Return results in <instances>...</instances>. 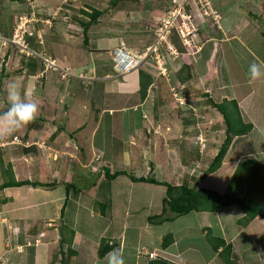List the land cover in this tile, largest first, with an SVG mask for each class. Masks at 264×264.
I'll return each mask as SVG.
<instances>
[{
    "label": "rangeland",
    "instance_id": "obj_1",
    "mask_svg": "<svg viewBox=\"0 0 264 264\" xmlns=\"http://www.w3.org/2000/svg\"><path fill=\"white\" fill-rule=\"evenodd\" d=\"M177 1L182 3L184 0ZM66 2L67 0H0V36L14 39L18 34L31 51L27 54L19 52V47L0 44V50L3 49L0 59V112L9 108L7 86L10 83L19 86L22 100L35 102L39 106L36 118L15 132L9 133L6 126L0 123V147L17 140L29 145L27 137L31 140L36 137L47 142L41 147L45 151V147L50 144V133L56 131L57 134H62L57 141V149L52 151L54 156L51 160L56 162L54 167H50L48 156V160L42 158L43 155L38 157V152L33 150L29 155L40 158L38 165L33 164L32 159L22 158L21 154H26L22 149L24 145L7 150V156L0 152V186L4 182L2 169L4 165H8L6 159L8 156H15L14 171L18 173L16 180L29 178L49 182L56 177L60 181L72 179L71 182L74 181L77 185L90 180L92 189L76 199L80 206H84L83 209L76 204L68 205V219L65 220L60 213L57 214L64 204V201H60L61 196H65L63 185L48 191L32 186L12 187L10 190L14 191L15 196L9 199L4 196L8 189L0 190V211L4 210L8 214L7 222L0 221V264L32 262V250L23 254L19 252L18 244H29L31 249H37L40 255L36 264H52L59 247L60 228L64 225L75 231L73 248L76 250L79 246L75 245L83 243L80 240L84 237L82 234H87L85 238L88 239L95 238L101 231V223L90 220L91 213L96 220L100 216V208L98 204H94L96 199L107 205L106 215L110 223H107L108 229L104 237L109 244H114L111 242V237H114L112 231L114 233V229L118 227L113 217L120 226L127 219V223H135V227L130 225L126 229L129 240L126 254L139 242L137 249L140 248V251L137 250V253L139 257L141 255L142 263L161 258L174 263L180 262L178 264H223L205 239L202 231L204 227H209L214 236H225L227 240L242 234L254 239H264V219L256 220L249 231L238 230L236 221L241 213L236 206H230L221 208L216 213L191 212L179 216L173 222H166L164 236L171 232L174 237L182 239L179 244L171 243L164 249L163 238L159 239L160 232H157L161 227L154 228L156 232L149 229L148 232L144 231L140 240L130 232L145 224L149 216L162 213L163 200L167 196L166 187L136 184L127 176H121L113 184L116 185L113 188L116 190L114 200L107 188L103 187L106 181L105 167L112 172L127 170L138 176H147L152 175L151 162L154 163L157 179L173 184H195V179L200 178L202 173L199 167L210 164L215 156L213 154L221 147L226 132L223 116L212 106L206 93L216 101H223L225 98L241 99L239 104L242 113L246 121H252L247 110L250 98L253 97L255 102L264 100V75L256 80L250 79L248 75L252 63L264 65V0H216L215 7L221 12L219 16H222L218 24L221 32L213 28L216 19L213 24L207 16L200 14L196 9L199 0L194 1L198 34L192 35L188 42L191 47H188L175 32L178 43L184 47L181 51L171 39L179 55L171 54L164 44L160 48L161 62L154 54L150 57L149 67H157L159 71L147 89V96L152 98L149 107L146 105L141 109L136 106L142 99L140 93L128 94L118 88L119 82L126 81L124 88L130 90L137 75L141 76L140 71L136 70L134 76L125 75L135 68L121 74L114 61L115 49L119 47L135 53L147 48L150 44L148 42L156 37L161 22L174 6L172 0L124 1L118 4V8L110 6L111 0H73L68 5ZM85 7L104 11L99 18L101 24L90 28L88 45H85L82 27L73 23L75 17L88 19L79 12V9ZM224 19H227L225 23ZM120 33L126 34L129 42L133 41V47L118 41ZM143 34L146 37H136ZM225 39L229 42H223ZM7 50H10L9 55H5ZM168 54L176 61L172 62ZM32 57L41 60L47 58L53 65L46 66L35 77L17 74L21 68L30 70L28 61ZM184 63H188L190 71L184 72L182 77L191 75L192 78L182 83L178 73ZM243 143L241 141L234 145L238 144L234 148V151L239 150L238 160L261 152L260 144L255 142L252 148L256 151L247 148L248 146L240 150ZM199 147L202 150L200 154L205 156L202 161L197 158ZM0 149L4 150L5 147ZM257 160L264 163V154ZM82 165L89 178L80 171ZM88 169L92 172L101 170L100 177L94 178L93 173L88 175ZM216 175L198 186L215 190L220 183L226 185L233 174L228 172ZM216 191L221 193L218 189ZM56 196L59 201L55 202L53 199ZM58 203H62L59 211L56 208ZM132 205L138 209L132 214V218H126L125 208L130 209ZM50 215L54 216L55 223L44 220ZM171 215L170 211L165 214L166 217ZM77 217L81 219L80 222L79 219L77 222L74 220ZM105 219L103 221L106 222ZM98 221L101 222L100 219ZM53 223L54 226L50 227ZM14 232L17 240L15 235L12 236ZM39 232L40 237H43L41 240L31 238L26 242L30 236ZM117 237L118 235L115 240ZM16 242L17 245H14ZM47 243L50 248L46 250L44 246ZM94 244L91 248L95 246L97 249L99 243ZM256 244L259 252L254 264H264V242ZM83 245H90V241L85 240ZM12 249L15 251L14 255L11 253ZM149 252H154L156 257H149ZM123 258L125 264L131 263L127 255ZM71 259L70 264L85 262L83 254ZM249 261L253 262V259Z\"/></svg>",
    "mask_w": 264,
    "mask_h": 264
},
{
    "label": "trees",
    "instance_id": "obj_2",
    "mask_svg": "<svg viewBox=\"0 0 264 264\" xmlns=\"http://www.w3.org/2000/svg\"><path fill=\"white\" fill-rule=\"evenodd\" d=\"M12 1L21 2L23 0H12ZM124 1H140V0H111L110 6L113 8H118L119 6L118 4ZM71 3L72 1L68 0L66 2V5ZM172 4L175 6L174 0H172ZM79 12L85 15L86 17H88V19L84 20L79 17H75L73 23L76 25H80V27H82L81 31L84 37L85 45H88L90 40L89 37L90 28L92 26H95V24L96 25L101 24L99 18L103 16L104 11L95 7L93 8L85 7L79 9ZM210 29L212 30L213 28L210 27ZM175 32L177 33L176 29L173 28L170 34V39L175 41V43L177 44V48L181 49L182 51L184 47L182 44L178 43V37L176 36ZM136 37L139 38L146 36L145 34H143L140 36L136 35ZM119 38L123 42V44L128 43L129 45H132L131 43L133 41L129 42L126 34L124 35L123 33L122 34L120 33ZM156 39L157 36L153 39H150L151 40L150 42L147 41L148 44L150 43L148 47L155 44ZM145 49L146 47L144 49H140L135 53L143 52ZM9 53L10 50L7 51L5 55H9ZM169 56L170 55L168 54V58L172 60V62L176 61L174 59H171V57ZM0 59H1V50H0ZM149 61L150 59H147L142 65L135 68L139 70L141 74V88L139 89V93L141 94L142 100L146 98L147 89L151 86L153 77H155L157 75V71H159L157 67L155 68L149 67V63H148ZM28 64L30 70H26L27 68L25 70L21 68L18 70L17 74L22 73L27 77H35L38 73L43 72L46 67V63L38 57L30 58ZM189 71H190V66L188 65V63H184V65L180 68L178 73V75L180 76L179 80L182 83L185 82L186 79L192 78L191 75H189L187 78L182 77L184 72H189ZM205 95L210 99L212 106H214L217 109V111L223 116L226 124V132L223 143L219 148L218 152L212 158L210 164L209 165L204 164L203 167L202 166L199 167L202 173L200 178L195 179V184L190 185L187 182L182 184H173L166 180L163 181L157 179L155 177V172H154V163L151 162L150 173L152 175L149 174L147 176L145 175L138 176L127 170H116L115 172H112L110 168L105 167L104 177L106 181L104 182L103 187L107 188V192L111 194L113 198L115 193V189H113L115 185L113 184L121 176H127L132 183H136V184L147 183L158 186L164 185L166 187V194H167L166 198H164L163 200L164 208L161 214L149 216L148 221L151 224L161 225L166 222L173 221L179 216H183L191 212L216 213L221 208L236 206L242 213V217L239 218L237 221L238 230L242 231L245 230L255 219L257 218L264 219V163L252 157H244L238 160L237 166L233 172V175L230 178L228 189L224 193H219L218 191L211 188L199 187L198 185L209 175L214 174L218 170H220L226 158L230 157L231 154H229V152L238 145L237 144L236 146H234L237 142L240 143L241 141H243L246 144V146H248V148L249 147L252 148L253 143L255 142L258 145L260 144L259 150L263 151L264 136L261 134L259 130H257L255 125L251 121H246L244 114L242 113L239 101L236 98H232V99L225 98L223 101H216L209 96L210 94L206 93ZM150 99L152 98H149L147 107H149ZM7 105L8 107L10 106L9 102L7 103ZM4 112L2 111L0 112V114ZM60 129L63 130V128L61 127ZM36 146L37 145H32L30 147H25L22 149H24L26 154H30L32 150L34 152L38 151ZM204 157L205 156L201 155L200 153H197L198 161L199 160L202 161ZM12 170L13 169L11 164L4 165V168L2 169V176L4 178V182L1 184L0 190H3L5 188L21 187V186H32L35 188L41 187L47 190H51V189L54 190L60 185H63L65 187V200L61 209V218L63 220L68 219L67 218L68 205L76 204V206H78L77 205L78 200L76 199H78L81 195L85 194V191L91 189L90 183L92 181L90 182V180L89 182L83 183V185L82 184L77 185L78 183L74 181L71 182L72 179L70 181L69 180L60 181L58 178H55L53 180H50L49 182L40 181V180H31V179L16 180ZM80 171H82L84 175L87 177L86 169H84L83 165L80 168ZM90 173H93V175L95 176L94 178L98 179L101 175V170L97 172H92L88 169V175H90ZM93 183H96V181H94ZM100 187L102 188V186ZM94 204L95 205L98 204V208H100V214L102 216H106L107 214L106 203H102L96 199ZM83 208L84 207H82V209ZM167 211H170L172 215L166 217L165 214L167 213ZM202 231L205 233V239L210 244L211 248L214 251V254L218 256V258L221 260L223 264H254L255 263L254 260L256 261L255 256L257 257V253H258V247H257L258 244H256V242L259 241L264 242V239L262 237H257L254 239L251 238V236L250 237L245 236L244 234L238 236L237 238L234 237V239L232 240H227L226 237L214 236L209 227H204ZM60 236L61 237L59 241V247L57 252H55L54 254L52 264H57L58 262L60 264H70L71 258L73 256L79 255L78 250L73 248L75 231L73 229H70L67 225H64L63 227L60 228ZM34 237L35 235L31 236V238ZM175 242H176V237H174L173 233L170 232L169 234L163 237V242H162L163 248L166 249L168 248L169 245H171V243H175ZM118 245L119 243L117 241L114 242V244H109V241H107V239L102 238L98 248V256L100 258H105L106 254L112 251L113 249L118 248ZM248 255L251 257H249ZM251 259H253V262L249 261ZM148 264H178V263H174L169 260L158 258L155 260H151Z\"/></svg>",
    "mask_w": 264,
    "mask_h": 264
},
{
    "label": "crops",
    "instance_id": "obj_3",
    "mask_svg": "<svg viewBox=\"0 0 264 264\" xmlns=\"http://www.w3.org/2000/svg\"><path fill=\"white\" fill-rule=\"evenodd\" d=\"M68 1V0H67ZM71 1H73V0H71ZM227 1V0H226ZM75 2V1H74ZM226 8V7H225ZM226 20L227 19H224V23L226 22ZM141 21H147V20H141ZM223 31V30H222ZM221 32V31H220ZM218 33V32H217ZM216 33V34H217ZM217 37V36H216ZM212 38V37H211ZM234 38H237L236 36L234 37ZM119 42L121 41L120 40V38H119V40H118ZM116 41H114V43H115ZM122 42V41H121ZM223 42H229L228 41V39H225V40H223ZM132 46V45H131ZM133 47V46H132ZM134 49V48H133ZM92 53V52H91ZM103 64V63H102ZM137 69H135V70H133V71H130L129 73H127V75H125V76H129L130 74L131 75H133L134 76V72L136 71ZM141 76L139 77L138 75H137V77L135 78V80H134V83H133V86L130 88V90H126V88H124V87H126V81H124V82H119V86H118V88H120L121 89V91L122 92H127L128 94L129 93H135V95L137 94V93H139V89H140V85H141ZM96 85V84H95ZM133 88V90L131 91V89ZM149 95L144 99V100H142L141 99V102L139 103V104H137L136 106H138L140 109L142 108V107H146V105L148 104V101H149ZM241 100V99H240ZM239 100V101H240ZM148 109V108H147ZM250 109V110H249ZM145 110V109H144ZM247 110H248V113H249V115H250V117H251V122L255 125V127L257 128V130H259L260 132H261V134L264 136V100H260V102H255L254 100H253V97H251L250 98V101H249V104H248V107H247ZM145 116L147 117V114H145ZM148 118V117H147ZM145 120H147V119H143V121H145ZM60 135L62 136V134H57L56 133V131H53L52 133H50V135H49V146L48 147H45V151H43L42 149H41V147H42V145H45V144H47V142H43V141H40L39 139H37L36 137H33V139L31 140L30 138H28L27 137V139L29 140H27L26 142L29 144V145H24V143L22 142V141H16V142H14V141H12V142H10V143H8V144H6V145H3L2 144V146L1 147H5V149L3 150V149H0V152H2V153H5L6 154V156H7V153H6V151L7 150H10V149H14L16 146H20V145H24V147L23 148H25V147H30V146H32V145H37V148H38V157H39V155L40 156H42V158H45V159H47L48 160V157H49V160H50V167H54L55 166V164H56V162H54V161H52L51 160V157H53L54 155H52V151L53 150H56L57 149V146H56V144H57V141H59V139H60ZM96 135V134H95ZM17 137V136H16ZM92 137H95L94 136V134H92ZM19 138V137H18ZM20 139H22V138H20ZM47 139V138H46ZM24 141V140H23ZM22 142V143H21ZM26 143V144H27ZM13 146V147H12ZM246 146V144H243L242 145V147H241V149L240 150H243L244 149V147ZM0 147V148H1ZM6 147H8V148H6ZM247 147V146H246ZM208 148V147H207ZM248 148V147H247ZM201 149H198V153H200V152H202V150L200 151ZM233 151V152H232ZM55 152V151H54ZM260 152V151H259ZM57 153V152H56ZM238 153H239V150L238 151H234V149H232L230 152H229V154H231L230 155V157H227L226 158V160H225V162H224V164H223V166L220 168V170H218L216 173H214V174H211V175H209L207 178H205L204 180H206V179H208V178H212L213 176H217L216 174L218 173V175L219 174H222V173H228V172H232V174H233V172H234V170H235V168H236V166H237V163H238V159H239V157L240 156H238ZM264 154V152H262V150H261V152L260 153H255L254 155H251L250 157H252V158H255V159H257V158H259V156H261V154ZM216 154V152L213 154V155H215ZM21 155H23V156H21L22 158L23 157H25V158H28L29 160H31L32 159V162H33V164H39L40 162H41V160H39V159H37V157L36 156H31V155H29V154H24V153H22ZM36 155V154H35ZM212 155V156H213ZM48 156V157H47ZM211 156V157H212ZM6 158V157H5ZM53 159V158H52ZM7 160V163L8 164H11L12 165V171H13V175H14V177L17 179L18 177H16L17 175H18V173L17 172H15L14 171V167H15V160H16V158H15V156H13V157H9L8 156V158L6 159ZM31 163V162H30ZM56 173L58 174V172L56 171ZM56 178V177H55ZM54 178V179H55ZM26 179H29V178H26ZM20 180H25V179H20ZM204 180L202 181V184H204L205 182H204ZM68 181V180H67ZM229 181L230 180H228V182L226 183V185L225 184H223V183H220V184H218V188H215V190L216 189H218L221 193H224L225 192V190H226V187L228 186V184H229ZM226 182V181H225ZM116 186V185H115ZM205 187H207V186H205ZM208 188V187H207ZM8 190H7V192H5V197H7L8 196V199L9 198H12L13 196H15V194H14V191L13 190H10L11 188H7ZM92 189V188H91ZM212 189V188H211ZM52 190V189H51ZM55 190V189H54ZM48 191V190H47ZM116 191V190H115ZM16 194H18V193H16ZM114 197V196H113ZM52 198V197H51ZM113 200H114V198H112ZM52 200V199H51ZM53 200H55V202L56 201H59L58 200V198H57V196L53 199ZM52 200V201H53ZM65 200V196H61V198H60V201H64ZM64 203V202H63ZM62 206V203H58V205H56V208L58 209V211H59V209H60V207ZM77 205L79 206V207H81L82 208V206H80L79 205V202H77ZM84 207V206H83ZM126 209V213H127V215H126V218H132V214H134L136 211V209H138V207L137 206H134L133 207V205L130 207V209L129 208H125ZM128 209V210H127ZM162 210H163V208H162ZM1 213H0V221L2 222V223H5V222H7V218H6V215H7V217H8V214H7V212L6 211H4V210H2V211H0ZM78 212V211H77ZM58 213H60L61 214V211L60 212H57V214ZM241 213V212H240ZM56 214V215H57ZM100 216L98 217L99 219H100V221L101 222H99L98 220H96V218L94 217V215L91 213L90 214V220H91V222H94V223H101V231L100 232H98L97 233V235H95L96 237H97V239H96V237L95 238H85V236H88L87 234L85 235V234H82L84 237H81L80 238V240H82L81 242H85V240H86V242L87 241H90V245H87V246H84L83 245V243H81V245L79 244V245H75L76 247L77 246H79L78 248H77V250H78V252H79V254H83V256H84V261L85 262H81V263H84V264H90V263H93V264H96V263H94V262H97V263H100V262H105V263H107V260L105 259V258H100L99 256H98V248H99V245H100V241H101V239L102 238H105L104 237V233H107L106 231H107V229H108V222L110 223V221H108L109 220V218H107L108 216L106 215V216H102L101 214H99ZM5 216V217H4ZM59 216V215H58ZM54 216H52V215H50L49 217H45L44 218V220H48V221H46V222H50V221H53L54 223L56 222V220H54L55 218H53ZM242 217V213H241V215H240V217L239 218H241ZM106 218V219H105ZM149 218V217H148ZM77 219H79V222H80V218L79 217H77V218H74V220H76V222L78 221ZM106 220V222L105 221H103V220ZM259 218H257V219H255L245 230H250V229H252V226H253V224H254V222L256 221V220H258ZM113 221L115 222V225L116 226H118L117 228H115L114 229V233H113V231H112V235H114V237H111L112 238V240H111V242H118L119 243V245H118V248H116L115 250H119V252L121 253V255L123 256V257H126V255L129 257V259H131V263H127V264H147V263H142L141 262V255H140V257H139V254L137 253V250H139L140 248H138L137 249V247L140 245V243L138 242L136 245H135V247L134 246H132V250H128L130 253L129 254H126V249L129 247V240H127V237H126V235H128V234H126V229L130 226V225H132L133 227H135L136 225H135V223L134 224H132L130 221H129V223H127V221H128V219L126 220V222L125 221H123V223H122V226H120V225H118V223L114 220V217H113ZM170 222H173V221H170ZM170 222H168V223H170ZM237 222V221H236ZM54 223L53 224H51L50 225V227L51 226H54ZM165 224H167V223H164V224H151V223H149V221L147 220V221H145V224H143V225H141L139 228H134V229H132V231L130 232L132 235H136V239L138 240H140V238H142L143 237V234H144V231H149V230H151V231H155V229H158V228H160V230L159 231H157V232H160V238L159 239H162L163 238V236H164V234H165V232L163 231V228H164V226H166ZM98 225V224H97ZM151 225H154V226H156V227H154V226H151V227H153V228H151L150 226ZM158 227V228H157ZM155 228V229H154ZM149 229V230H148ZM57 230V229H56ZM129 230L130 229H128V232H129ZM237 231V230H236ZM235 231V232H236ZM42 232V231H41ZM41 232H39L38 234H35V237L34 238H37V240H41V238H43V237H40V233ZM156 232V231H155ZM238 232V231H237ZM80 233V232H79ZM89 234V233H88ZM255 234V233H254ZM13 235H15L14 237H16V233L14 232L13 234H12V236ZM118 235V237L116 238L117 240H115V237ZM251 235H253L252 233H251ZM56 236V235H55ZM55 236H54V238H55ZM183 236V233H181V237ZM223 237H225V236H223ZM230 237H232V236H230ZM31 239V236L26 240V242L28 243L29 242V240ZM136 239H134V240H136ZM182 238H176V242H175V244H179V240H181ZM16 240H17V237H16ZM115 240V241H114ZM136 240V241H137ZM60 241V240H59ZM135 241V242H136ZM41 242V241H40ZM135 242H133V244L135 243ZM94 243H99V245H98V247H97V249H95V246L93 247V248H91L93 245H95ZM131 243V242H130ZM14 245H17V242H16V244H14ZM43 245V244H42ZM49 243H47L46 244V246H44V248L47 250V248H50L49 246ZM29 246H31V245H29V244H18L17 245V247L19 248V252H22L23 254H26V252H31V250H32V252H31V259H30V261L32 260V262H29V263H26V264H32V263H34V264H36L37 263V261L39 260V255H40V253H38V251H37V249H35V250H33V249H31V247H29ZM38 246V245H37ZM114 250V249H113ZM112 250V251H113ZM185 250H187V249H185ZM140 251V250H139ZM46 252H48V251H46ZM111 252V251H110ZM259 252V251H258ZM11 253H13V255L15 254V251L12 249V251H11ZM1 252H0V256H1ZM21 254V253H20ZM183 254V253H182ZM92 255V256H91ZM147 255V254H146ZM90 256V258L88 259V257ZM74 257V256H73ZM106 257V256H105ZM98 258V259H97ZM92 259L94 260V261H92ZM96 259H97V261H96ZM71 262H72V259H71ZM1 263V262H0ZM178 263H180V262H178ZM21 264V263H20ZM24 264V263H23Z\"/></svg>",
    "mask_w": 264,
    "mask_h": 264
},
{
    "label": "built area",
    "instance_id": "obj_4",
    "mask_svg": "<svg viewBox=\"0 0 264 264\" xmlns=\"http://www.w3.org/2000/svg\"><path fill=\"white\" fill-rule=\"evenodd\" d=\"M194 1L196 0H184L182 3H179L177 0H174L175 6L168 12V16L161 22L159 30L156 32L157 39L155 44L147 47L143 52L133 53L126 49H121L119 47L116 48L114 61L116 62L115 65L117 70L122 74L130 69L137 68L154 55H156L158 61L161 62L160 48L164 44L167 45L171 54L179 55L170 39V34L173 28L176 29L177 34L184 44L191 47L188 42L191 41L190 39H192V35L196 36L199 31V25L196 21L197 12H195L194 9ZM198 5L199 6H197L196 9L200 14L207 16L213 21L216 19V25L219 24V18L222 16H219L220 13L215 8L214 0H199ZM22 41L23 39H20L18 34L15 35L14 39L0 36V44L2 43L5 46L12 42L13 44L20 46L21 49L28 54V52H31L28 44H25ZM43 60L46 63V66L53 65V63L47 58H44ZM148 256L151 258L156 257L154 252H149Z\"/></svg>",
    "mask_w": 264,
    "mask_h": 264
},
{
    "label": "clouds",
    "instance_id": "obj_5",
    "mask_svg": "<svg viewBox=\"0 0 264 264\" xmlns=\"http://www.w3.org/2000/svg\"><path fill=\"white\" fill-rule=\"evenodd\" d=\"M215 1L216 0H214V2ZM215 4L216 2L214 3V5ZM217 10L221 14L219 9ZM210 21H212L214 24V21L212 19H210ZM213 28H216V30L221 31L220 26L216 24L215 27L213 25ZM8 45L11 47L13 46H16L17 48L19 47V52H24L20 46L13 44L12 42L8 43L7 46ZM2 51L3 49H1V53ZM262 68H264V65L252 63L248 69V75L250 79L256 80L260 78L262 75H264V71H262ZM7 99L10 106L6 112L0 114V123L6 126L9 133L21 129L25 125L31 123L36 118L39 112V106L35 102H25L24 100H22L19 91V86L16 83H10L7 86ZM105 259L107 260V264H125V260L121 255V253L119 252V250L114 249L113 251L107 253Z\"/></svg>",
    "mask_w": 264,
    "mask_h": 264
}]
</instances>
